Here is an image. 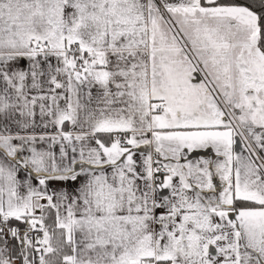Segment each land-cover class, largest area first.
Instances as JSON below:
<instances>
[{
    "label": "snow or ice",
    "instance_id": "obj_1",
    "mask_svg": "<svg viewBox=\"0 0 264 264\" xmlns=\"http://www.w3.org/2000/svg\"><path fill=\"white\" fill-rule=\"evenodd\" d=\"M0 264H264V0H0Z\"/></svg>",
    "mask_w": 264,
    "mask_h": 264
},
{
    "label": "trees",
    "instance_id": "obj_2",
    "mask_svg": "<svg viewBox=\"0 0 264 264\" xmlns=\"http://www.w3.org/2000/svg\"><path fill=\"white\" fill-rule=\"evenodd\" d=\"M240 2H245V0H240Z\"/></svg>",
    "mask_w": 264,
    "mask_h": 264
}]
</instances>
